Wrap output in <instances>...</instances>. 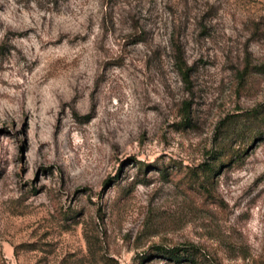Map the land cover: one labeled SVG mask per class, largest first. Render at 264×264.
Wrapping results in <instances>:
<instances>
[{
	"label": "rangeland",
	"instance_id": "1",
	"mask_svg": "<svg viewBox=\"0 0 264 264\" xmlns=\"http://www.w3.org/2000/svg\"><path fill=\"white\" fill-rule=\"evenodd\" d=\"M0 264H264V0H0Z\"/></svg>",
	"mask_w": 264,
	"mask_h": 264
},
{
	"label": "trees",
	"instance_id": "2",
	"mask_svg": "<svg viewBox=\"0 0 264 264\" xmlns=\"http://www.w3.org/2000/svg\"><path fill=\"white\" fill-rule=\"evenodd\" d=\"M162 249V253L163 255H166L167 257H169L170 259L174 260V261H181V260H185V259H193L192 257H190L188 255V250H185L184 248H170V249H164V248H160Z\"/></svg>",
	"mask_w": 264,
	"mask_h": 264
}]
</instances>
